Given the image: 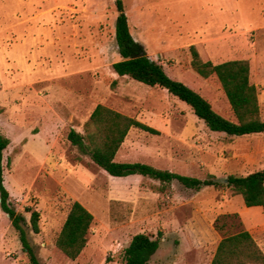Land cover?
I'll return each mask as SVG.
<instances>
[{"label":"rangeland","instance_id":"obj_1","mask_svg":"<svg viewBox=\"0 0 264 264\" xmlns=\"http://www.w3.org/2000/svg\"><path fill=\"white\" fill-rule=\"evenodd\" d=\"M130 30L167 73L195 88L228 118L233 112L216 77L191 66V45L215 63L248 59L264 119V0H123ZM116 0H0V131L4 184L27 220L42 264H123L137 233L161 245L149 264H210L221 234L214 221L238 213L264 251V211L227 186L199 191L178 181L101 170L67 139L102 103L158 130L133 127L116 160L144 162L181 174L220 179L264 169V133L211 131L166 89L119 76ZM74 201L93 214L89 241L76 260L56 246ZM40 212V232L30 226ZM236 231V230H235ZM0 264H29L20 234L0 206Z\"/></svg>","mask_w":264,"mask_h":264},{"label":"trees","instance_id":"obj_2","mask_svg":"<svg viewBox=\"0 0 264 264\" xmlns=\"http://www.w3.org/2000/svg\"><path fill=\"white\" fill-rule=\"evenodd\" d=\"M116 5L119 14L115 37L122 59L113 63V68L119 76H127L146 85L166 89L188 104L211 131L231 136L264 133L258 88L251 81V64L248 59L214 63L212 60L203 59L196 45L190 46L192 68L204 78L215 76L229 101L233 118L225 117L195 88L171 77L160 60L148 55L133 57V54L143 50V46L131 33L123 0H116ZM133 127L154 134L160 133L157 128L135 117L99 103L84 123V131L80 132L72 127L67 133V139L109 175L149 177L160 182L159 191H163L166 185L175 180L196 191L208 186H227L235 194L242 195L246 206H260L264 211V169L243 175L230 174L227 176L228 182H224L213 174L200 178L161 169L144 162L117 161V153ZM10 142V138L0 131V206L19 232L29 264H42L28 238L25 228L26 217L16 210L4 184V151ZM28 211L31 212L32 230L35 233L40 232L39 210ZM94 219V214L83 203L80 201L72 203L56 238L57 248L69 259L76 260L83 253L89 241ZM242 226L238 213H222L216 217L214 227L221 234V240L210 264H264L263 249L252 233ZM161 239L162 232H158L156 236L146 233L135 234L124 249L123 264H149L160 248Z\"/></svg>","mask_w":264,"mask_h":264},{"label":"water","instance_id":"obj_3","mask_svg":"<svg viewBox=\"0 0 264 264\" xmlns=\"http://www.w3.org/2000/svg\"><path fill=\"white\" fill-rule=\"evenodd\" d=\"M147 55L146 51L145 50H141L139 52H136L135 54H133V57H140V56H145ZM224 182H228V178H224L223 179Z\"/></svg>","mask_w":264,"mask_h":264},{"label":"crops","instance_id":"obj_4","mask_svg":"<svg viewBox=\"0 0 264 264\" xmlns=\"http://www.w3.org/2000/svg\"><path fill=\"white\" fill-rule=\"evenodd\" d=\"M215 63V62H214ZM215 77V76H214ZM251 81H252V78H251ZM255 84V83H254ZM256 86H257V88H258V95H259V101H260V107H261V115H262V102H261V93L259 92V87H258V84L256 83L255 84ZM112 108V107H111ZM117 110V109H116ZM137 119V118H136ZM139 120V119H138ZM141 121V120H140ZM132 129V128H131ZM130 129V130H131ZM119 152V151H118ZM118 154V153H117ZM117 157V156H116ZM156 167V166H155ZM162 169V168H161ZM139 176H141V175H139Z\"/></svg>","mask_w":264,"mask_h":264}]
</instances>
